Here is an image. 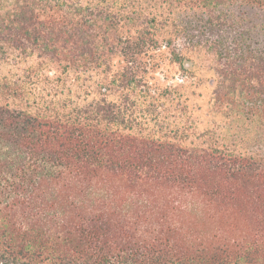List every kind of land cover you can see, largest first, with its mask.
Masks as SVG:
<instances>
[{
	"label": "trees",
	"instance_id": "1",
	"mask_svg": "<svg viewBox=\"0 0 264 264\" xmlns=\"http://www.w3.org/2000/svg\"><path fill=\"white\" fill-rule=\"evenodd\" d=\"M151 1L182 15L184 36H217V98L239 87L259 112L264 49L232 8L264 0ZM102 3L0 0V264H264V155L151 127L142 79L111 75V59L132 66L158 46L149 25L164 12L125 38Z\"/></svg>",
	"mask_w": 264,
	"mask_h": 264
},
{
	"label": "rangeland",
	"instance_id": "2",
	"mask_svg": "<svg viewBox=\"0 0 264 264\" xmlns=\"http://www.w3.org/2000/svg\"><path fill=\"white\" fill-rule=\"evenodd\" d=\"M102 7L109 10L119 21V28L125 38H136L137 31L152 21L153 15L164 12L163 18L157 21L151 32L159 37L160 43L151 47L140 58L138 63L130 65L118 52L111 59L112 74L122 72L126 67H134L142 84L135 89L137 109L149 115L151 127L186 128L197 136L207 133L220 142L243 153L264 155V103L259 112L247 101L246 94L236 90L223 99L217 98L222 76L217 55L209 51L207 40L217 36L210 31L196 34L195 30L184 36V30L177 20L179 14L169 15L164 7L153 6L151 0H102ZM236 17H241L243 29H250L247 43L252 49H264V11L259 9L232 8ZM138 27L132 25V21ZM165 21H169L166 23ZM229 39L234 33H226ZM174 53L183 60L178 63ZM138 67L139 69H137ZM10 69L7 64L0 66V75ZM99 75L81 78V83L92 86L99 81ZM111 79V76H110ZM117 96H111L116 99ZM251 107V108H250ZM157 119V120H153Z\"/></svg>",
	"mask_w": 264,
	"mask_h": 264
}]
</instances>
